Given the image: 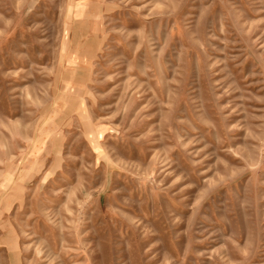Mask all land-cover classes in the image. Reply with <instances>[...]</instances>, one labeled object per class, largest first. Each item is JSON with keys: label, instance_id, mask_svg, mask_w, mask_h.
I'll use <instances>...</instances> for the list:
<instances>
[{"label": "rangeland", "instance_id": "1", "mask_svg": "<svg viewBox=\"0 0 264 264\" xmlns=\"http://www.w3.org/2000/svg\"><path fill=\"white\" fill-rule=\"evenodd\" d=\"M0 264H264V0H0Z\"/></svg>", "mask_w": 264, "mask_h": 264}]
</instances>
